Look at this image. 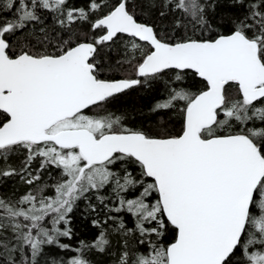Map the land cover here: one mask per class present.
Returning a JSON list of instances; mask_svg holds the SVG:
<instances>
[{
    "label": "snow or ice",
    "instance_id": "snow-or-ice-1",
    "mask_svg": "<svg viewBox=\"0 0 264 264\" xmlns=\"http://www.w3.org/2000/svg\"><path fill=\"white\" fill-rule=\"evenodd\" d=\"M3 11L0 187L26 191L0 194V264H91L85 250L113 248L110 221L115 264H264V0H4ZM125 37L135 78H100V46ZM160 82L155 135L108 110ZM81 202L103 213L102 230L73 249L62 241Z\"/></svg>",
    "mask_w": 264,
    "mask_h": 264
},
{
    "label": "trees",
    "instance_id": "trees-1",
    "mask_svg": "<svg viewBox=\"0 0 264 264\" xmlns=\"http://www.w3.org/2000/svg\"><path fill=\"white\" fill-rule=\"evenodd\" d=\"M3 2L0 0V15L7 14L3 11ZM71 4L74 6H85L87 0H70ZM10 15V14H8ZM45 20L49 25L53 23L52 20L45 16ZM142 22H155L159 26H164L169 24L168 20L159 21V20H142ZM81 28L86 30L87 25H81ZM117 44V43H116ZM119 47V45H118ZM118 47L112 51H104L103 54L98 56V63L102 65V71L106 73H120L125 67L120 65L128 62L125 52L121 51ZM100 54V53H99ZM105 65V67H104ZM174 74L170 73L169 76L164 77V81L172 83V77ZM185 84L190 86L192 91H197L198 88L203 87V82L199 78L194 77V74L189 72L185 78ZM173 86H175L173 84ZM166 87L164 82L156 83L152 87H141L133 88L129 92L120 95L114 103L109 105L108 110L111 113H114L116 116L122 117V122L125 123L129 128H136L146 133L155 135L158 131L156 124L158 123L159 114H154L150 111L152 106L157 102L165 98ZM171 115V113H168ZM167 119V115L165 116ZM171 130L173 133L179 130V119L178 116L172 115L171 120ZM10 163L13 166H18L19 160L16 157L10 159ZM26 191V186L20 184L17 181L9 180L0 187V194L10 195L15 192L17 195L22 194ZM92 203H96L93 199ZM86 202H81L79 207L74 210L71 214V227L73 230V237L71 240L64 239L62 242L68 243L72 246L73 249L81 247L80 242L84 241L86 244H91L101 232V228L95 227L92 224L94 219H103V213L99 217L95 214H91L86 209ZM129 219L128 217H125ZM131 226V225H129ZM63 227V225L61 226ZM108 228L109 239L113 242V248L110 253H99L95 249L85 250L83 253L84 258L91 261V264H115V261L119 255L120 246L115 243L119 238L117 234L111 232V221L108 225L104 226ZM143 250V249H141ZM58 253V256L62 259H68L71 256L80 255L75 251L64 252L61 250H55Z\"/></svg>",
    "mask_w": 264,
    "mask_h": 264
},
{
    "label": "flooded vegetation",
    "instance_id": "flooded-vegetation-1",
    "mask_svg": "<svg viewBox=\"0 0 264 264\" xmlns=\"http://www.w3.org/2000/svg\"><path fill=\"white\" fill-rule=\"evenodd\" d=\"M117 43V44H116ZM119 45V47H118ZM116 47H118L121 51L125 52L124 55H126V58L130 59L132 56V53L128 50L130 48L129 45V38L125 37L122 40H117L115 43H109V44H105V45H101L100 46V51H99V55L101 57V55L103 54V52L105 51H112L117 49ZM100 72H99V77L102 79H107V80H116V79H124V78H135V69L134 67L130 66L127 63L120 65L121 67H125L122 72L120 73H114L113 75L111 73H106L105 71H102V65H100ZM105 67V65H104ZM131 90V89H130ZM130 90H127L125 93L129 92ZM125 93H122L120 95H123ZM123 125L127 128H129L127 125H125V123H123ZM132 130H139V129H134V128H129Z\"/></svg>",
    "mask_w": 264,
    "mask_h": 264
}]
</instances>
